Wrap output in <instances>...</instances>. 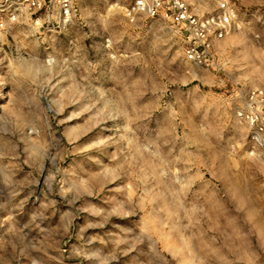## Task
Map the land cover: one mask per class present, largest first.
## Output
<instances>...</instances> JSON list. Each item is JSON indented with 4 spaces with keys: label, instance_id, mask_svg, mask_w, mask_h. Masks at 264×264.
I'll return each instance as SVG.
<instances>
[{
    "label": "rangeland",
    "instance_id": "1",
    "mask_svg": "<svg viewBox=\"0 0 264 264\" xmlns=\"http://www.w3.org/2000/svg\"><path fill=\"white\" fill-rule=\"evenodd\" d=\"M233 1L219 69L137 0H75L68 27L0 17V264H264L234 96L264 87V0Z\"/></svg>",
    "mask_w": 264,
    "mask_h": 264
},
{
    "label": "built area",
    "instance_id": "2",
    "mask_svg": "<svg viewBox=\"0 0 264 264\" xmlns=\"http://www.w3.org/2000/svg\"><path fill=\"white\" fill-rule=\"evenodd\" d=\"M0 17L18 21L24 15H45L54 27H68L76 16L75 0H0ZM135 11L161 18L181 36L187 61L221 68L218 43L237 27L241 11L233 0H137ZM236 115L247 128L251 156L264 166V87L240 86L234 93ZM4 226L0 227V240ZM67 250L64 248L63 252ZM13 264H43L17 256Z\"/></svg>",
    "mask_w": 264,
    "mask_h": 264
}]
</instances>
